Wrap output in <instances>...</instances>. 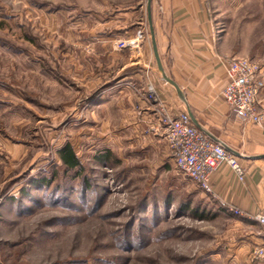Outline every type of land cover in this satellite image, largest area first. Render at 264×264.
<instances>
[{"label": "rangeland", "instance_id": "374dc122", "mask_svg": "<svg viewBox=\"0 0 264 264\" xmlns=\"http://www.w3.org/2000/svg\"><path fill=\"white\" fill-rule=\"evenodd\" d=\"M146 3L0 0V264H246L237 220L251 218L174 169L154 116L125 119L123 91L160 97ZM207 3L228 60L263 68L264 0Z\"/></svg>", "mask_w": 264, "mask_h": 264}, {"label": "crops", "instance_id": "0c3cea01", "mask_svg": "<svg viewBox=\"0 0 264 264\" xmlns=\"http://www.w3.org/2000/svg\"><path fill=\"white\" fill-rule=\"evenodd\" d=\"M151 22L162 67L183 96L181 99L160 77L149 38V43L142 45L144 61L153 65L149 81L168 110L174 115L189 111L205 132L242 156L236 157L249 168L245 180L240 182L227 166L221 165L210 175L215 194L242 213L264 215V123L257 127L238 122L221 97L227 82L229 54L216 32L207 0H151ZM261 76L264 79V67ZM141 79L139 75L133 81L139 83ZM123 92L121 108L126 112L128 126L137 129L141 122L152 123L151 109L130 89ZM260 101L264 103V89ZM228 130L240 133L253 148L249 150L229 142L222 132ZM237 221L242 229L238 253L247 264L251 247L264 244V226L245 217Z\"/></svg>", "mask_w": 264, "mask_h": 264}, {"label": "built area", "instance_id": "2783aa9c", "mask_svg": "<svg viewBox=\"0 0 264 264\" xmlns=\"http://www.w3.org/2000/svg\"><path fill=\"white\" fill-rule=\"evenodd\" d=\"M126 46L129 43L125 41L117 45L118 48ZM226 76L222 99L239 121L261 126L264 121V103L260 101L264 88L261 68L247 58H232L226 63ZM142 99L157 120L151 129L165 142L174 169L187 177L205 196L216 197L210 175L221 165L227 166L240 182L245 180L249 168L198 130L186 112L172 114L151 84H147ZM229 209L264 226V215H248L236 207ZM249 261L250 264H264V244L251 247Z\"/></svg>", "mask_w": 264, "mask_h": 264}, {"label": "water", "instance_id": "95a60500", "mask_svg": "<svg viewBox=\"0 0 264 264\" xmlns=\"http://www.w3.org/2000/svg\"><path fill=\"white\" fill-rule=\"evenodd\" d=\"M146 14H147V21L149 24V34H150V41H151V46H152V51H153V56L155 59V63H156V67L158 70V73L160 75V77L166 82L168 83L170 86H172L175 91L177 92V94L179 95V97H181V99H183L182 93L180 91V89L178 88V86L172 81V79L165 73L164 68L162 67L161 61L159 59V55L157 52V48H156V43H155V38H154V33H153V29H152V22H151V0H147L146 3ZM191 122L193 123V125L200 130L201 132H203L209 139H211L212 141L216 142L217 144H219L220 146H222L226 151H228L230 154L237 156V157H242L240 156L238 153L234 152L233 150L229 149L224 143H222L219 140H216L214 138H212L207 132H205L193 119L191 113L188 111L187 112Z\"/></svg>", "mask_w": 264, "mask_h": 264}, {"label": "trees", "instance_id": "16d2710c", "mask_svg": "<svg viewBox=\"0 0 264 264\" xmlns=\"http://www.w3.org/2000/svg\"><path fill=\"white\" fill-rule=\"evenodd\" d=\"M59 157L62 163L70 169L76 168L79 163L77 158L75 157L73 151L68 146L65 147L63 150L59 151Z\"/></svg>", "mask_w": 264, "mask_h": 264}]
</instances>
